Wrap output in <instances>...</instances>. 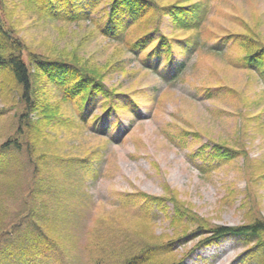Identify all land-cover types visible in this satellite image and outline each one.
<instances>
[{"label": "rangeland", "instance_id": "1", "mask_svg": "<svg viewBox=\"0 0 264 264\" xmlns=\"http://www.w3.org/2000/svg\"><path fill=\"white\" fill-rule=\"evenodd\" d=\"M14 1L22 2L5 0L1 16L9 23L12 14L17 31L35 51L77 53L97 67L124 60L127 72L110 75L107 83L128 95L121 99L138 102L139 113L122 109L106 116L101 103L92 102L89 119L82 123L76 103L59 102L52 91L51 101L63 110L39 148L48 155L46 175L40 185L32 184L21 154L25 168L15 166L8 179H0V264H63L55 262L49 238L68 252L69 264H125L133 251L154 242L174 243L172 251L155 255V263L242 264L247 248L239 238L200 247L210 233L187 236L195 226L172 223V202L166 214L155 206L148 212L140 194L177 198L211 226L264 219V134L259 130L264 83L257 73L235 64L244 54L237 41L219 43L231 35L264 43V0H201L209 7L202 34L173 29L172 20L163 18L162 33L176 45L192 36L199 41L191 54L175 51L176 63H186L175 78L165 69L146 68L140 60L146 53L139 58L125 44L91 35L89 23L40 19ZM97 114L102 120L94 125ZM12 115L2 118L0 145L14 133ZM107 127L108 135L103 133ZM217 144L239 152L218 160L212 154ZM33 185L45 194L28 196ZM131 238L139 245L130 250ZM109 250L116 252L114 261L107 258Z\"/></svg>", "mask_w": 264, "mask_h": 264}, {"label": "trees", "instance_id": "2", "mask_svg": "<svg viewBox=\"0 0 264 264\" xmlns=\"http://www.w3.org/2000/svg\"><path fill=\"white\" fill-rule=\"evenodd\" d=\"M20 1L22 2L14 1V6L20 8L24 5L25 8L22 9L37 13L40 19L63 20L69 24L89 23L94 27L91 35L112 40L110 44H125L126 49L139 58L146 53V57L140 59L146 68L158 73L165 69L168 74H173L172 78L179 76L186 69L185 62L176 63L175 51L191 54L199 41L192 36L190 39L195 42L187 39L183 40L182 45H176L174 38L162 33L163 18L172 20L173 29L198 30V34H202L200 27L209 13V7L201 0H180L175 3H166L164 0ZM4 2L5 0H0V6ZM3 10L6 9H0V93L4 96V107L0 109V124L4 115L12 112L14 125L11 124V128L14 133L0 145V179H8L11 168L15 166L18 169L25 168L19 159L20 155L24 154L32 171L30 181L40 185L42 177L46 175L44 172L47 171L48 155L41 153L39 148L42 141L51 135L50 129L62 114L63 109L59 102L76 103L81 109L82 123L89 119L88 110L92 102H100L101 110L106 116L122 109L131 114H138V102L121 99L120 96L124 94L120 89L107 83L110 75L127 72L128 64L124 60L116 59L114 63H110V59L97 67L77 53L66 54L57 50H53L51 54L37 52L17 31V26L11 18L12 14L7 16L9 23L1 16ZM237 38L236 35L222 36L219 43L224 39L237 41L244 54L235 59V64L239 68L252 71L251 73H257L264 83V43L251 36ZM163 62L165 66L162 68ZM52 91L60 98L59 102L51 101ZM94 117V125L102 120L99 114ZM110 129L107 127L103 133L110 134ZM259 130L264 134V121L260 122ZM207 147L204 150H207ZM238 152L236 147L229 145L217 144L212 147V154L218 160L221 157L235 158ZM243 155L247 165L251 164L247 151ZM44 194L37 185H33L32 190L28 192V196L33 197ZM140 197L147 211L155 206L165 213L169 208L167 202H172L175 211L171 217L172 223L181 224L186 228L190 224L195 226L194 231L186 233L187 236L210 233V237L202 241L200 247L215 244L225 238H239L247 248L242 264H264V219L236 227L211 226L177 198L152 197L144 193L140 194ZM0 209H3L2 206ZM49 245L52 256H56L55 262L69 264L66 262L68 252L65 249L51 242L50 238ZM138 245L135 240L129 239L130 250ZM58 247L61 251H58ZM173 247L174 243L154 242L151 245H141L128 256L125 264H151L155 255L161 251H172ZM109 253L110 255L106 254L107 258H113L114 261L116 252L112 255L109 250ZM91 261L93 263V257ZM96 264L100 262L97 260Z\"/></svg>", "mask_w": 264, "mask_h": 264}]
</instances>
